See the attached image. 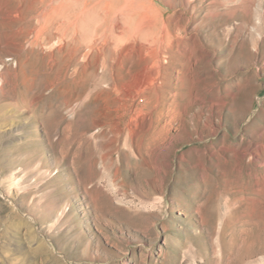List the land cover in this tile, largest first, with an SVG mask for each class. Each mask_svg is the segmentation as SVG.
I'll use <instances>...</instances> for the list:
<instances>
[{"label": "rangeland", "instance_id": "rangeland-1", "mask_svg": "<svg viewBox=\"0 0 264 264\" xmlns=\"http://www.w3.org/2000/svg\"><path fill=\"white\" fill-rule=\"evenodd\" d=\"M19 1L0 0V264H264V0H154L178 61L138 102L112 89L125 52L103 70L30 47Z\"/></svg>", "mask_w": 264, "mask_h": 264}, {"label": "bare ground", "instance_id": "bare-ground-1", "mask_svg": "<svg viewBox=\"0 0 264 264\" xmlns=\"http://www.w3.org/2000/svg\"><path fill=\"white\" fill-rule=\"evenodd\" d=\"M16 16L27 32L25 44L48 50L51 56L55 49L68 50L75 61L93 54L105 70L109 58L125 52L138 70L128 69L129 78L124 77L119 89L122 78L112 64V89L135 102L156 94L178 61L164 14L154 0H20Z\"/></svg>", "mask_w": 264, "mask_h": 264}]
</instances>
